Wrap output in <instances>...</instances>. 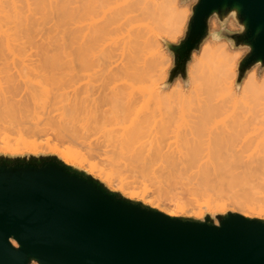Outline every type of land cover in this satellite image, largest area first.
Returning <instances> with one entry per match:
<instances>
[{"label":"rangeland","instance_id":"374dc122","mask_svg":"<svg viewBox=\"0 0 264 264\" xmlns=\"http://www.w3.org/2000/svg\"><path fill=\"white\" fill-rule=\"evenodd\" d=\"M74 1H75L74 5H76L79 0H74ZM145 1L146 0H138L136 6L138 10L134 11L130 15L131 17L130 21L127 22L126 30L128 31H123L117 36L113 35L114 36L113 38L116 39V42L115 43H111L110 41L106 42L102 47L103 56H101L99 50L100 48L96 46L92 48L87 41L82 43L70 44V45L68 44V39L66 34L67 30L70 29V27L71 28L78 27L81 28V33L85 34L86 33L85 27L88 22L87 17L85 15H81L80 17H75L74 19H72L71 20L72 24H70V0H0V88L4 89L8 87L6 85H9V83L7 84L6 81V77H7L6 75L8 70L10 72V73L8 72V74L12 75L13 78L15 77L14 79L17 80V81L14 80L13 83L15 85L17 84L15 82L19 83L17 84L20 90L19 96L22 95V97L21 98L16 97V99H21V100L25 98L24 97L25 95H23V91L24 93H26L28 91L27 88L29 87V85L31 86L29 90L33 88L35 89V87L32 86H35L36 83L37 86L43 84L42 87H45L44 90L46 92L48 91L47 92L48 94L45 93L46 98L51 99V97H53L54 95L62 94L64 92L65 95L68 96H71L73 93V94H77L78 96L80 94V96L83 97L84 95L83 92L87 89L89 85L92 84L93 86L95 85L97 86L100 84V81L96 76L102 73V71H104L103 69L107 70L106 66L108 64H110L109 68H112L113 70L117 69L119 71L117 72V74L118 73L120 74V70H121L126 75L125 79L127 80L130 77H132L134 74L144 75L146 78L150 77L153 74L152 72H154L158 66L153 68L154 71L152 69L150 70L149 46L147 47L146 45L142 44V42L140 41L135 44L131 40H129L133 36V34H144L150 38H153L155 40V43L157 42L161 54L160 57L162 56L160 62L161 66L158 67L160 71L162 70L161 71L162 75L160 77L155 78L157 73L156 74L154 73L155 75L154 77H152L153 80L157 79L156 92L159 94L163 93L166 96H170V100L171 99L176 100V97L180 95L182 100L181 106L187 112L188 110L192 111L199 109L204 105L211 106L213 103V96L211 95L210 90L206 87V85L204 84L205 82L202 79L203 77L202 72H204L203 66L205 62H207V59L210 57L209 55L217 52L219 53L223 52L227 56L234 58V63L236 64V68H235L236 74L238 75V71H237L238 63L240 59H242L247 53V49L233 48L229 44V41H227L225 38H220V37H224L222 31L223 29L227 30L230 33H239L241 31L240 26L233 19L232 16H228L225 19L222 27L220 26L215 16L211 17L208 22L209 34L207 38L199 46L197 51L193 52L191 59L187 65L186 81H182L180 77H177L170 84L167 85L166 83L168 79V73L173 67V57L171 53L165 48L163 42L176 44L183 38L185 27L191 14L190 10L192 5L195 3V0H160V2H163V5L161 6L162 9L160 11L161 21L159 23L154 22L153 16L145 8V4H144ZM181 15H182V19H180ZM215 32L217 33L214 34ZM58 49L60 51H58ZM61 49L63 54L61 53ZM64 51L66 54H64ZM67 54H70V61L68 60L69 57L65 59ZM77 55H80L82 59L85 58L86 60H88L87 63L83 64L80 61L81 58H79ZM48 57L50 59H56L57 61L60 62V65H58V67L54 69L49 68L50 70L47 69L48 68L47 67L46 68L47 70H45V67L43 66L41 67V65H43L44 59L46 58L49 59ZM61 59L63 60L61 61ZM157 60L160 61V58L158 57ZM21 61L25 62V64H28L30 66V67L28 66L29 67L28 70L32 71V69L33 70L36 69L35 70L36 73L35 71L34 72L28 71L29 73H26V75L23 76L25 78L28 74L29 79L31 78L33 80L30 79L29 81V79H27L28 76L23 80L22 77L20 79V76L17 75L20 74L19 70L21 69V66L19 65H21ZM102 61L103 63L101 64ZM158 61L157 64L154 65H158L159 63ZM154 63H156V61ZM41 68H43L44 73L41 71L42 70ZM64 69H65V73H64ZM66 70L68 71L67 74H66ZM23 73L24 70L22 71L21 74ZM251 73L256 74L258 78L261 80L264 77V67H260L259 65H256L255 67H251L246 72V74H244V77L247 78ZM34 76L35 78H33ZM36 77L38 78L36 79ZM95 78L96 80H93ZM34 79L36 82L34 81ZM48 79L50 81H53L54 83L53 82L50 83ZM123 79L121 82H123ZM27 80L29 82L31 81L32 82L27 83L28 82ZM24 81L27 82L25 83ZM119 81L120 80H118L117 82L118 85L121 84V82ZM48 82L50 83L49 85H47ZM23 83L27 88L22 87L24 86ZM145 85L148 84L144 82L134 83V87L132 88L136 89L138 87H143ZM22 88L25 89L23 90ZM57 88L59 89V92L57 91L58 90ZM232 88L233 90L239 89V86L236 85V79L235 82H233ZM131 90L132 89H129L127 92L129 91L131 92ZM36 91H38V89ZM134 91L137 92L136 90ZM135 94L139 95L138 93ZM135 94L133 93L134 97L136 98V100L133 99L134 102L138 100ZM141 96L140 97L138 96V98L141 99L142 98ZM140 99L139 102H137V107L144 104V102L143 103L141 102L142 99L141 101ZM151 101L152 102L149 103L147 102V103L150 105L149 107H154V105L153 106L151 105V103L154 104L153 100ZM139 103L140 105H138ZM164 105L166 106V103ZM164 105L162 104V108L159 110H162ZM173 107H174V103H173ZM155 108L157 109V107ZM40 110H41L40 112L37 111L34 112V114L33 112L32 114L29 113L30 115L28 117L23 116L22 118L19 116V118H22V120H24L23 124L26 125H22V122H20L22 120L21 119L19 120L17 115L14 116V120L16 118L18 121L16 120L13 121V117L11 118L10 116H9L10 119L7 117L9 119L7 120L9 122L7 120H4L6 118L4 116L3 118H0V121L2 120V124H4L2 125L0 122L1 124L0 128H2V126L3 128H5L4 129L5 131L2 129L3 132L5 133H3L2 130L0 131V134L1 135L3 134L2 135L3 137H1L0 135L1 137L0 156H6V157L49 156V155L56 156L66 164L72 165L78 169L85 171L91 177L97 179L102 184H104L108 189L118 192L120 195H122L123 197L129 200L139 202L145 206H148L158 211H159V207L161 206L166 209L168 208L172 209L175 212L174 217H184L194 220H203L205 217H209L210 219H212V221H214V223H216L217 218L220 215H224L227 213L237 214L238 212L233 209V206L235 205V207L249 208L255 212H260L259 217L251 216L247 218L264 219V189L259 183H255V182L240 183L238 179L234 181L231 180V178L228 179L223 176L221 177L219 176V178L215 179L213 178L212 175L209 176L208 174V176L205 175L207 177L206 180L209 178V180L211 181L208 182L206 181L207 183L204 184L205 180H203L202 178L204 176L201 175V179H200V175H197L198 177L196 179L199 178L200 180L198 181L202 180V182H200V184L197 185L198 181L194 182V180L196 179H194L192 176L190 177H192L194 180L188 181L189 179L187 178V180H185L187 176L185 177L184 175H183L185 177V178L183 177L184 180H181L182 178L180 179L179 176H178L179 178L177 177L178 179H174V178L169 179L168 175L164 176L165 174L162 175L161 173L159 172L157 173L154 170H153V174L155 172V175H152V173H150L152 172L151 169L148 168L150 165L148 167H147L148 164L146 165V167L143 166L145 164L140 166V162H138L139 163L138 164L136 161L134 162L129 161L132 159H126L127 157L125 158V156L124 158L121 155H119L120 157L119 156L116 157L114 156L117 155L118 153L116 149H115L116 154L112 155V153L114 152V150L112 151V149L114 148L111 149L110 147L111 143L109 145L107 144L108 146H106L107 140L104 137H102L106 140L103 141V139L99 137L100 135H98L99 132L98 134H93V131L91 132V129L89 131H84V129L86 128L81 130L82 126L79 129L80 131H74V132L73 130H68V127L62 130L59 128L60 127L59 126L58 128L60 132H58L59 130L56 129L57 127L55 128L52 127L54 125L50 126L52 123L49 124V122L44 121L46 119V116H44L45 114H43L44 110L42 109ZM155 110L154 111L152 110L154 114H155ZM162 111H160V113ZM35 113H37L38 115H35ZM157 113H159V111ZM175 113L172 112L174 116L177 115V114L175 115ZM34 115L35 117L37 116L38 119H35ZM32 117L37 122L39 121L38 123L39 128L30 127L31 121H32L31 124H33L34 121ZM28 118L31 119L29 120ZM25 120L27 122H25ZM12 122L15 123L13 124ZM35 124L34 127L37 126ZM43 124H45L46 126L48 125L49 127L48 126L44 127ZM108 124L109 123H107V125ZM15 125L19 126V128L15 127ZM59 125L62 126L63 124H59ZM10 127L12 128L11 129L12 131L10 130ZM26 128H28L29 131ZM51 130L53 133L51 132ZM75 130H78L77 127ZM57 133L59 134L58 136ZM4 136H6L7 139H9L8 140L9 149H13L16 147L13 140L17 138L21 140L24 139V142L25 141L28 142L29 145L25 147L22 143H19L17 146L19 151L16 152H12L7 149L4 150V144H2V140H3L2 138H4ZM67 136H69L70 138ZM97 136L99 139H97ZM100 144L102 145L104 144L105 146H102ZM104 149L106 150V152L104 151ZM64 153L65 154L68 153L67 155L70 156L69 159L70 161L66 162L62 159V154ZM108 157L111 159V160L109 159L110 161L108 160ZM113 159L115 160L113 161ZM119 159H122L123 162L121 160L120 161L122 163L119 162ZM116 160L118 161L116 162ZM134 163L137 164L134 165ZM144 167L147 169L144 170ZM152 168L155 169V167ZM135 169L137 170V172ZM154 178H157L158 181ZM224 178L227 181H234V182L227 183V181ZM193 182L194 184H192ZM214 183L217 184L215 185ZM229 183L230 185H228ZM199 186L203 187V188L201 187L202 191ZM212 187H215L216 189ZM208 189L210 191H208ZM219 191H220V195H219ZM216 193L218 197L220 196V198L218 199L219 203H223L225 205L224 211L218 210L217 212V210L211 209L212 202H209L211 207L210 205L208 206L210 208H208V206L206 207L205 206L206 204H204L206 199L207 201H209V197L210 198L212 197V199L216 197L217 199L218 197ZM206 194L208 195V197H206L207 196ZM204 206L206 208H204Z\"/></svg>","mask_w":264,"mask_h":264},{"label":"water","instance_id":"95a60500","mask_svg":"<svg viewBox=\"0 0 264 264\" xmlns=\"http://www.w3.org/2000/svg\"><path fill=\"white\" fill-rule=\"evenodd\" d=\"M190 11L183 38L163 42L173 57L166 84L186 81L210 18L222 27L232 16L241 31L221 30L233 48L247 49L237 66L239 86L264 61V0H195ZM32 263L264 264V219L169 216L56 156H0V264Z\"/></svg>","mask_w":264,"mask_h":264},{"label":"bare ground","instance_id":"6f19581e","mask_svg":"<svg viewBox=\"0 0 264 264\" xmlns=\"http://www.w3.org/2000/svg\"><path fill=\"white\" fill-rule=\"evenodd\" d=\"M137 2L138 0H79L77 4L74 5L75 1L70 0V24H72L71 23L72 19H74L75 17H80L81 15H85L87 17L88 22L85 27L86 29L85 34H82L81 28L78 27H74V28L70 27V29L67 30L66 34H67L68 44L70 45V44L82 43L87 41L92 48H94V46L100 48L99 49L100 54L101 56H103L102 55L103 45L109 41L111 43H115L116 39L113 38L114 36H117L123 31H128L126 30L127 22L130 21L131 18L130 15L134 11L138 10L136 8ZM144 4H145V8L153 16L154 22L159 23L161 21L160 11L162 10L161 6L163 5V2H160V0H146ZM180 19H182V15ZM223 34L225 39L228 38L224 32ZM129 40H131L135 44L140 41L142 42V44L146 45L147 47L149 46V49L151 51V52L149 51L150 70L152 69L154 71L153 69L154 67L161 66L160 62L162 56L160 57L161 55L160 50L158 48L157 42L155 43V40L153 38H150L144 34H133V36ZM59 49L58 51H60ZM61 53L63 54L62 49H61ZM64 54H66L65 51ZM77 56L81 58L80 55ZM209 56L210 57L207 59V62H205L203 66L204 72H202L203 74L202 79L204 80L205 82L204 84L210 90L211 95L213 96V103L211 106L204 105L199 109L192 111L188 110L187 112L181 106L182 100L180 95L176 97V100L174 99L170 100V96H166L163 93H162L163 95L157 93L156 92L157 79L153 80L152 77H154L156 73L157 74L155 78L160 77L162 75L161 72L162 70L160 71L158 67L157 69L155 68L156 72L155 71L152 72L153 76L151 75L150 77L146 78L144 75L134 74L132 77H130L127 80L125 79L126 75L121 70H120L121 75L119 73L117 74V72L119 71L117 69L116 71L113 70L112 68H109L110 64H108L106 66L107 70L103 69L104 71H102V73L96 76L98 77L100 84L97 86L96 85L93 86L92 84L89 85L87 89L83 92L84 93L83 97H81L80 94L78 96L77 94H73V93L71 96H68L65 95L64 92L62 93L64 95L62 94H56L54 96L52 95L53 97H51V99L46 98L45 93H47L48 91L46 92L44 90L45 87H42L43 84L37 86V83L35 84V86H32L35 87V89L33 88L30 90L29 88L31 86L29 85V87L27 88L23 83L24 86L22 87H26L28 89L26 93H24L23 91V95H25L24 96L25 98L22 100L16 99V97L19 98L22 97V95L19 96L20 90L19 87L17 86V84L19 83L15 82L17 83L16 85L13 83L14 80L15 81L17 80L14 79L15 77L13 78L12 75L8 74L9 72L8 70L6 75L7 77L6 76L5 77L7 84L9 83V85H6L8 87L4 89L0 88V118H3L4 116L6 117L4 120H7L10 116L11 118L13 117V121L15 120L18 121L16 118L14 120V116L17 115L18 118L19 116L22 118L23 116L28 117L30 115L29 113L32 114L33 112L34 114V112L37 111L40 112L41 111L40 109H42L44 110L43 111V114H45L44 116H46V119L43 117L45 119L43 120L45 122H49V124L52 123L50 126L54 125L52 127L54 128L57 127L56 129L58 130L59 128L64 130L68 127V130H73V132L80 131L79 129L82 126L81 130L86 128L88 130L84 129V131H89L91 129V132L93 131V134H98L99 132L98 134L100 135L99 137H101L103 141L107 140L106 146H108L111 143L110 144L111 149L114 148L112 149V151L114 150L112 155L116 154L115 152L117 151L119 154L117 153V155H114L116 157L121 155L124 158L125 156V158L127 157L126 159H132L129 161L132 162L136 161L137 163L140 162V166L145 164L143 166L146 167V165L148 164L147 167L149 165L151 166V167L149 166L148 168L151 169L152 172L150 173H152V175H155V172L153 174V170H154L157 173L158 172L161 173L162 175L165 174L164 176L168 175L169 179L170 178L178 179L180 177V179L182 178L181 180H184V178L187 176L185 180H187L188 178L189 179L188 181H192L196 179L198 177L197 175H200V179H201V175H202L204 176L202 177L203 180H205L204 184H206L208 181H211L209 180V178L206 180L207 178L206 176H208L209 174V176L212 175L213 178L215 179L219 178V176L220 177L223 176L228 179L231 178V180L234 181L238 179L240 183H252V182L259 183L264 189V77L260 80L256 74L251 73L247 78L243 77L241 79L238 90H233L232 88L233 82H235V79H237V74L235 69L236 64L234 63V58L227 56L223 52L220 53L217 52ZM67 57H69L68 60L70 61V54H67L65 59ZM158 57L160 58V61L157 60ZM62 60L63 59H61V61ZM80 61L83 64H85L87 63L88 60H86L85 58L84 59L81 58ZM155 61L156 63H154ZM157 61L159 62L158 65H154L157 64ZM102 63L103 61L101 62V64ZM58 65H60V62L57 61L56 59L46 58L44 59L43 65H41V67L43 66L45 67V70H47L49 68L54 69L58 67ZM19 66H21V69L19 70L20 74L17 75L20 76V79L22 77V79L24 80L28 76V74L25 78L23 76H25L26 73H29L28 71L30 70H28V68L30 66L22 61H21V65ZM41 69L40 70L43 72V68ZM23 70L24 73L21 74ZM35 70L32 69L33 72ZM67 70H66V74L68 72ZM64 73H65V69H64ZM33 78H35V76ZM37 78L38 77H36V79ZM27 79H29V76ZM122 79L123 82H121ZM93 80H96V78ZM118 80H120L119 82H121L120 85L117 84ZM29 81L27 83L32 82ZM52 82L53 81H50V83ZM143 82L147 83L148 85H145L143 87H138L136 89L132 88L134 87V83H143ZM50 83L48 82L47 85H49ZM36 88L38 89L39 93L38 91H36L37 90ZM22 89L24 90L25 88ZM129 89H132L133 91L131 90V92L130 91L127 92ZM134 90H136L137 92H135ZM57 91L59 92V89ZM131 93L132 95L133 93L139 94V95L135 94V96H137L138 99L137 101L134 102L136 98L134 97V95L132 96ZM138 96L142 97L141 98L142 101L140 98H138ZM139 99L142 103L144 102V104L140 105L141 103L140 102L138 104L140 106L137 107V102H139ZM151 100H153L154 103V104L151 103V105L152 106L154 105V107H149L150 105L148 103L152 102ZM145 102L148 103L146 104ZM165 103L166 106L164 105ZM169 103L170 104L172 103L171 104L172 106ZM173 103H174V107H173ZM162 104L165 107V108L163 107L162 109L164 112L162 110H159L162 108ZM136 107L138 110L136 109ZM155 107H157V109ZM150 108L153 111L156 109L155 110L156 115ZM158 111L159 113H157ZM160 111L162 112L160 113ZM172 112L175 113V115L176 114L177 115L174 116ZM35 115L38 114L35 113ZM22 118H19V120L20 119L22 120ZM32 119L34 118L32 117ZM35 119H38L37 116L35 117ZM35 119L34 121H36ZM34 121L33 124H31L32 123L31 121L30 127L37 128L39 121L38 122L36 121L37 123ZM76 121L79 123V125ZM0 122L2 124V120ZM20 122H22V125H26L23 124L24 120ZM25 122L27 121L25 120ZM107 123L109 124L107 125ZM34 124L37 126L34 127ZM45 124H43L44 127H47L48 125L46 126ZM59 124H63V125L61 126ZM75 126L77 127L78 130H75L76 129ZM11 127L10 130L12 129ZM15 127L19 128V126L16 125ZM2 129L4 130L5 128H3L2 126V128H0V131ZM26 129L28 130V128ZM58 132H60V130ZM2 135L1 137H3ZM58 135L59 134L57 133V136ZM6 136L2 138L3 139L2 144H4V150L7 149L9 151L16 152L19 151V149L17 148L19 143H22L25 147L29 145L28 142L26 141H25L26 143L24 142V139L21 140L17 138L13 140L16 147L13 149H9L8 148L9 139H7L8 136L7 137ZM102 137H104L106 140ZM97 139H99L98 136ZM102 146L105 145L103 144ZM104 151L106 152L105 149ZM67 154L65 153L62 154V159L66 162L70 161L69 160L70 156H68ZM109 159L110 158L108 157V160ZM114 160L115 159H113V161ZM120 160L122 161V159H119V162H121ZM117 161L118 160H116V162ZM137 163H134V165ZM145 167L144 170L147 169ZM152 167H155V169H153ZM171 175L174 177H172ZM190 176H192L194 179ZM154 179L157 180V178ZM200 179L198 178L194 180V182L195 181L197 182ZM234 181H227V183L228 182L233 183ZM194 182L192 184H194ZM200 182H202V180L198 181V184L197 183L196 184L199 185ZM217 183L214 184L216 185ZM228 185H230V183ZM208 191L210 190L208 189ZM219 195H220V191H219ZM206 197H208V195ZM219 198L220 196L217 199L216 197H214V199H212V197L211 198L209 197V201H207L206 199L204 204H206L205 206L207 207L208 205H210L209 202H212L211 203L212 207L210 205L211 209L217 210V212L218 210L224 211L225 205L223 203H219L218 200ZM205 206L204 208H206ZM210 207L208 206V208ZM233 209L238 212L237 214L243 217L260 216V212H255L249 208L235 207L234 205ZM159 211L169 216L175 215V212L172 209L169 208L166 209L162 206L159 207Z\"/></svg>","mask_w":264,"mask_h":264},{"label":"clouds","instance_id":"9594fccd","mask_svg":"<svg viewBox=\"0 0 264 264\" xmlns=\"http://www.w3.org/2000/svg\"><path fill=\"white\" fill-rule=\"evenodd\" d=\"M256 65H262V66H264V61H257L256 62ZM256 65H253V67H255Z\"/></svg>","mask_w":264,"mask_h":264}]
</instances>
